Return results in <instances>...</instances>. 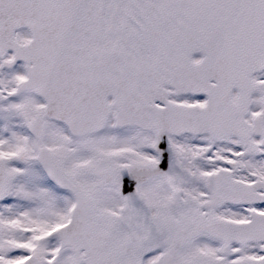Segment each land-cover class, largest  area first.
<instances>
[{
    "label": "snow or ice",
    "instance_id": "1",
    "mask_svg": "<svg viewBox=\"0 0 264 264\" xmlns=\"http://www.w3.org/2000/svg\"><path fill=\"white\" fill-rule=\"evenodd\" d=\"M0 264H264V0H0Z\"/></svg>",
    "mask_w": 264,
    "mask_h": 264
}]
</instances>
